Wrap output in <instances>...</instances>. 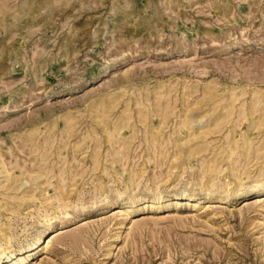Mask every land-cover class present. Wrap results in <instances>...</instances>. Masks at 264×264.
I'll use <instances>...</instances> for the list:
<instances>
[{"label": "rangeland", "instance_id": "1", "mask_svg": "<svg viewBox=\"0 0 264 264\" xmlns=\"http://www.w3.org/2000/svg\"><path fill=\"white\" fill-rule=\"evenodd\" d=\"M0 264H264V0H0Z\"/></svg>", "mask_w": 264, "mask_h": 264}]
</instances>
